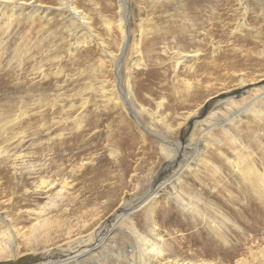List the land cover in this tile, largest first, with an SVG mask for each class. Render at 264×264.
<instances>
[{
  "label": "rangeland",
  "instance_id": "rangeland-1",
  "mask_svg": "<svg viewBox=\"0 0 264 264\" xmlns=\"http://www.w3.org/2000/svg\"><path fill=\"white\" fill-rule=\"evenodd\" d=\"M3 1L0 264L80 250L130 208L78 264H145L140 236L153 264H264V97L192 156L264 92V0H125V37L119 0Z\"/></svg>",
  "mask_w": 264,
  "mask_h": 264
},
{
  "label": "bare ground",
  "instance_id": "bare-ground-1",
  "mask_svg": "<svg viewBox=\"0 0 264 264\" xmlns=\"http://www.w3.org/2000/svg\"><path fill=\"white\" fill-rule=\"evenodd\" d=\"M4 1H6V0H4ZM3 1V2H4ZM120 1V21H121V26H122V29H123V33H124V37H125V29H124V23H125V21H126V19H127V15H126V5H125V0H119ZM17 3V2H16ZM20 3V2H19ZM35 6V5H34ZM36 6H38L39 7V5H36ZM41 8V7H40ZM48 7L46 6L44 9H47ZM43 9V10H44ZM67 10L70 12V14L71 15H73L74 17H79V18H83V15H81V11L79 12L77 9H75L73 6H71V5H68V7H67ZM86 22V21H85ZM122 31V30H121ZM188 57V55H182L180 58H178L176 61H175V65H176V67H178L184 60H185V58H187ZM116 65V64H115ZM119 65H117V66H115V69H116V71L118 70L119 71ZM118 85H119V87H120V80H118ZM120 91H121V98L123 99V102H124V105L126 106V104L128 105V106H130V104H129V100H128V97L126 96V94H124V92H123V90L120 88ZM258 91V90H257ZM262 91V90H261ZM259 92V95L258 96H256V98L254 99V100H251L250 102H245V104H242L241 106H238L239 108H237V110H236V112H233V113H231V114H229V115H219V118L218 117H216V119H217V121L216 122H214V123H209L208 125V127L206 128L205 127V129L203 128V129H200V131H199V134H198V141H196L195 143H193L191 146H192V148H193V155L192 156H195V157H199V153H198V145H199V143L202 141V139L205 137L207 140V143H208V139L210 140V141H213L212 143H214V142H217V143H219V141H215V138L214 137H212V135H211V132L214 130V128L215 127H217V126H221V127H223V129H227L226 127H228V126H230V125H237L236 126V128L238 127V124H236L237 122H239V120H238V118L239 117H241L242 116V114H243V112L246 110V109H248L249 107H251L252 105H254V103L257 101V100H260V99H262V97H264V92L262 91V92ZM256 93V92H255ZM238 105V104H237ZM253 107V106H252ZM264 111V109L263 110H261V111H257V115L258 116H260V117H262V112ZM223 113V112H222ZM228 113V112H227ZM264 113V112H263ZM212 116V115H211ZM218 116V115H217ZM213 119V118H212ZM137 120V119H136ZM210 120V119H209ZM209 120H207V121H209ZM205 121V120H204ZM139 122V121H138ZM206 122V121H205ZM139 124H140V122H139ZM143 126V125H142ZM144 128H145V126H144ZM143 128V129H144ZM263 133V132H262ZM161 137V136H160ZM233 139H234V137H232ZM264 138V135H262V139ZM161 139H162V141H165L164 140V138L163 137H161ZM259 139H260V137H259ZM236 142V141H235ZM260 147V146H259ZM166 148V147H165ZM170 149V148H169ZM163 150H165V149H163ZM168 150V148H166V151ZM175 152V151H174ZM168 154H170V152H167ZM212 155V154H211ZM210 155V156H211ZM215 155V154H214ZM214 155H212V156H214ZM245 155V154H244ZM191 156V157H192ZM242 157V158H241ZM241 157H239V162H240V168H241V171H242V175L244 176V177H248L247 175H248V171L246 170L247 168L246 167H248L247 166V162H246V158H244L243 156H241ZM167 159V158H166ZM194 159V158H193ZM198 159V158H197ZM242 159V160H241ZM199 160V159H198ZM202 160V159H201ZM214 160V159H213ZM192 161V160H191ZM190 162V161H189ZM169 164H171L170 162H169ZM174 165V164H173ZM189 165V164H188ZM243 165V166H242ZM32 166V165H31ZM170 166V165H169ZM179 166V165H178ZM187 166V165H186ZM239 166V165H238ZM239 168V167H238ZM183 169V168H182ZM237 169V168H236ZM33 170V169H32ZM42 170V169H41ZM238 170V169H237ZM31 171V170H30ZM33 172V171H32ZM250 173V172H249ZM179 181V180H178ZM254 183H256L257 184V181H256V179L254 180ZM180 184V183H179ZM166 186H167V184H165ZM169 185V184H168ZM253 186H255L257 189H256V191H255V193H256V197L254 198V199H258V201H259V198H261V193H262V190L263 189H260L259 187H257L256 185H253ZM163 186H160V187H158L157 188V190L159 189V188H162ZM179 187V186H178ZM253 189H254V187H253ZM177 191H179V190H177ZM155 193V191H153L152 193L151 192H149V195H147L145 198H143L140 202H138V205H136L135 206V208L134 209H136V208H138V207H141V206H143V205H145L147 202H148V200L150 199V198H153L154 197V194ZM174 193H176V191H174ZM181 193V192H180ZM182 194V193H181ZM180 194V196H182ZM264 194V193H263ZM182 198V197H181ZM145 199V200H144ZM183 199V198H182ZM262 201V200H261ZM132 208H130V209H123V210H120V211H122V213L121 214H115L114 213V215L110 218V220L108 221V222H110L111 223V221H112V223L110 224L111 225V227L108 229V225L109 224H104V225H102L97 231H95V233H92L87 239V241L85 242V245H87L86 247H81L80 248V250H78L77 249V251H62V252H59V253H56V254H54V255H52L51 256V258L50 259H45V261L44 262H46V263H38V264H53V263H55V264H66V262L67 263H72V264H78V262H79V260H81V259H83L84 257H85V254H86V251H84L86 248L87 249H89V248H91V246L92 247H96L98 244H100L101 242H102V240L103 239H99V236L103 233V232H101L102 230L104 231H106V232H108V233H110V231H111V229H112V224H113V221H115L116 219L119 221V218L122 216V215H125V213H127L129 210L130 211H132L131 210ZM42 210L43 209H41L40 211H39V216H41V218H42V221L45 223L46 221H48L47 220V218H44V217H42ZM135 211V210H134ZM254 214V213H253ZM117 220L115 221V222H117ZM8 224V223H7ZM9 225V224H8ZM7 225V226H8ZM115 225V224H114ZM104 231V232H105ZM15 231H14V228H12V227H7V229H5V230H3L2 231V234H4V235H6V237L8 236V237H12V236H14L15 235V233H14ZM10 233H11V235H10ZM101 233V234H100ZM100 234V235H99ZM103 238V237H102ZM142 239V242H140L139 244H138V246H139V249L141 250V252H142V254H141V257H142V259H143V261H145V264L147 263V264H153V263H151V260H150V258L148 257V253H152V252H154V253H156V254H158V255H161V250L157 247V245H155L153 242H150V241H145L144 240V238L143 237H141L140 236V240ZM3 241V240H2ZM0 242V251H5V249H7V247L9 246L10 247V245H9V243L7 244V246H6V243H5V241H3V242ZM99 241V242H98ZM139 241V240H138ZM98 242V243H97ZM84 245V246H85ZM94 247V248H95ZM93 248V249H94ZM11 249V248H10ZM92 250V249H91ZM1 253V252H0ZM13 253V252H12ZM2 254V253H1ZM3 255V254H2ZM133 255V254H132ZM155 255V254H154ZM157 255V256H158ZM97 256V255H96ZM93 257L92 258V261H90L91 263L93 262V260L95 259V258H97V260L98 259H102V258H99V257ZM90 260V259H89ZM86 261V260H85ZM43 262V261H42ZM81 262H83L82 260H81ZM86 263V262H85ZM14 264V263H13ZM83 264V263H82ZM190 264V263H189Z\"/></svg>",
  "mask_w": 264,
  "mask_h": 264
},
{
  "label": "water",
  "instance_id": "water-1",
  "mask_svg": "<svg viewBox=\"0 0 264 264\" xmlns=\"http://www.w3.org/2000/svg\"><path fill=\"white\" fill-rule=\"evenodd\" d=\"M225 96L224 95H220L218 98H224ZM126 108H127V111L129 113V115L133 118V119H137L136 116L132 113V111L130 110V107L126 104ZM143 127V126H142ZM145 129V128H144ZM146 130V129H145ZM147 131V130H146ZM32 262V261H31ZM8 264V263H6Z\"/></svg>",
  "mask_w": 264,
  "mask_h": 264
}]
</instances>
